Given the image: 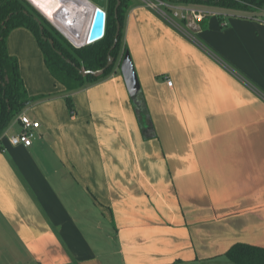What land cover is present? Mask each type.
I'll use <instances>...</instances> for the list:
<instances>
[{
	"label": "crops",
	"instance_id": "0c3cea01",
	"mask_svg": "<svg viewBox=\"0 0 264 264\" xmlns=\"http://www.w3.org/2000/svg\"><path fill=\"white\" fill-rule=\"evenodd\" d=\"M131 1L139 102L121 59L67 93L29 29L7 37L41 126L31 147L9 140L18 116L0 136V264H233L235 244L264 247V19L205 8L182 31Z\"/></svg>",
	"mask_w": 264,
	"mask_h": 264
},
{
	"label": "trees",
	"instance_id": "16d2710c",
	"mask_svg": "<svg viewBox=\"0 0 264 264\" xmlns=\"http://www.w3.org/2000/svg\"><path fill=\"white\" fill-rule=\"evenodd\" d=\"M167 1L203 9L217 8L246 13L264 19V0ZM131 4V0H120L118 20L121 24V31L116 46L110 50L117 29L115 12L117 0H108V5L105 6L106 27L103 38L81 47L73 45L40 14L34 15L28 0H0V136L22 109L33 100L28 95L17 57L8 51L9 33L17 28L29 29L36 37L49 72L64 85L66 92L70 93L108 76L114 70L117 61L122 59V55L127 50L123 45L122 29L126 12ZM41 26L44 29V36L53 40L55 49L49 40L43 38ZM109 53L114 57V62L101 74L82 75L80 73V68L102 69L108 63ZM67 102L69 107L73 108L70 95L67 96ZM226 256L233 264H264V247L238 243L228 250Z\"/></svg>",
	"mask_w": 264,
	"mask_h": 264
},
{
	"label": "water",
	"instance_id": "95a60500",
	"mask_svg": "<svg viewBox=\"0 0 264 264\" xmlns=\"http://www.w3.org/2000/svg\"><path fill=\"white\" fill-rule=\"evenodd\" d=\"M68 1V0H65ZM91 3V9H90V20H89V26H88V31L84 35L83 40L80 43H76L71 41L66 35H64L58 27L50 22L61 34H63L72 44H74L76 47H81L85 46L87 44L93 43L95 41L100 40L103 38L104 31H105V20H106V11H105V6L107 0H88ZM177 1H182V0H177ZM31 3V2H30ZM120 6V0H117V5H116V18H117V30L114 36V42L110 50L114 49L118 42L119 34L121 31V24L118 20V8ZM41 13V12H40ZM47 20L48 18L41 13ZM49 21V20H48ZM4 24V23H3ZM41 34L43 38L49 40L50 44L52 47L55 49L54 43L52 39H48L44 36V29L41 26ZM60 53V52H59ZM114 62V57L109 53L108 56V63L100 70H85L80 68L79 71L82 75H89V74H94V75H99L101 74L104 70L109 68ZM120 71L122 73V76L124 78V81L126 83V87L128 89V92L130 96L134 99L135 102H139L138 96L141 93V84L135 69V65L132 59V56L128 50L124 52L122 55V59L120 61Z\"/></svg>",
	"mask_w": 264,
	"mask_h": 264
},
{
	"label": "built area",
	"instance_id": "2783aa9c",
	"mask_svg": "<svg viewBox=\"0 0 264 264\" xmlns=\"http://www.w3.org/2000/svg\"><path fill=\"white\" fill-rule=\"evenodd\" d=\"M28 1L30 2V0ZM140 1L145 6L156 11L161 17L166 19L167 22L182 31H185L184 28L174 18H178L183 23L184 21L189 20H202L209 13L203 8H198L186 4L171 3L167 0ZM167 82L169 85H172V80L170 78H167ZM17 119L21 124V130L16 134H10L9 140L13 145L16 146L23 145L25 147H31L33 145L34 139L36 138L37 131L40 128L41 123L39 120L31 117L26 111L20 112Z\"/></svg>",
	"mask_w": 264,
	"mask_h": 264
},
{
	"label": "bare ground",
	"instance_id": "6f19581e",
	"mask_svg": "<svg viewBox=\"0 0 264 264\" xmlns=\"http://www.w3.org/2000/svg\"><path fill=\"white\" fill-rule=\"evenodd\" d=\"M30 2L35 4L41 13H45L48 20L71 41L80 43L83 40L88 31L92 7L88 0H55L54 3L51 0H30ZM61 2L63 7L59 8Z\"/></svg>",
	"mask_w": 264,
	"mask_h": 264
},
{
	"label": "rangeland",
	"instance_id": "374dc122",
	"mask_svg": "<svg viewBox=\"0 0 264 264\" xmlns=\"http://www.w3.org/2000/svg\"><path fill=\"white\" fill-rule=\"evenodd\" d=\"M52 1V3H54V1L55 0H51ZM51 3V4H52ZM35 5V4H34ZM33 4H31V7L33 8V11H34V15L35 14H40L46 21H48L41 13H40V11L37 9V6L35 7ZM106 5H108V0H107V2H106ZM154 11V10H153ZM156 12V11H155ZM157 13V12H156ZM158 14V13H157ZM159 15V14H158ZM163 18V17H162ZM174 18V17H173ZM182 27H184V25H183V23L178 19V18H174ZM166 20V19H165ZM167 21V20H166ZM49 23H50V21H48ZM184 29H185V27H184ZM56 30V29H55ZM117 30V29H116ZM35 37V36H34ZM74 45V44H73ZM129 52H130V50H129V48L127 49ZM18 59V58H17ZM18 61H19V65H20V60L18 59ZM20 67V66H19ZM20 72H21V70H20ZM223 262H220V264H222ZM230 263V262H229Z\"/></svg>",
	"mask_w": 264,
	"mask_h": 264
}]
</instances>
